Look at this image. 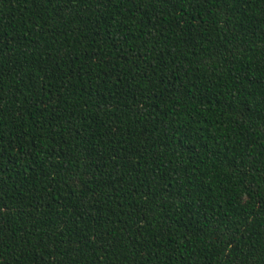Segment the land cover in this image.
I'll list each match as a JSON object with an SVG mask.
<instances>
[{"label": "trees", "instance_id": "obj_1", "mask_svg": "<svg viewBox=\"0 0 264 264\" xmlns=\"http://www.w3.org/2000/svg\"><path fill=\"white\" fill-rule=\"evenodd\" d=\"M0 264H264V0H0Z\"/></svg>", "mask_w": 264, "mask_h": 264}]
</instances>
